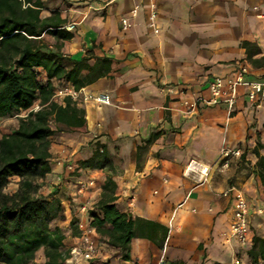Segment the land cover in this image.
Instances as JSON below:
<instances>
[{"label":"crops","instance_id":"obj_1","mask_svg":"<svg viewBox=\"0 0 264 264\" xmlns=\"http://www.w3.org/2000/svg\"><path fill=\"white\" fill-rule=\"evenodd\" d=\"M42 1L44 18L57 11L72 27L65 55L112 61L108 77L83 89L108 96L110 103H78L86 110L88 132L50 138L52 172L44 196L61 200L67 223L76 218L80 227L78 234L66 231L65 250L80 248L90 234L99 248L92 264L249 262L251 245H240L231 224L234 198L242 193L251 236L264 237V190L256 175V151L264 156V103H250L245 87L231 115L226 103L201 102L191 110L185 102L210 99L214 78L235 79L243 69L248 80L264 79V66L254 67L242 48L244 42L256 44L261 54L255 58L264 57V0ZM152 4L158 10L157 34L149 23ZM137 6L139 15L132 18ZM124 19L131 28H123ZM98 144L110 163L80 168ZM235 151L241 155L224 157ZM191 162L209 168L206 181L186 173ZM108 179L121 212L169 229L163 250L135 239L124 260L90 227L89 211ZM82 184L88 189L79 193Z\"/></svg>","mask_w":264,"mask_h":264},{"label":"trees","instance_id":"obj_2","mask_svg":"<svg viewBox=\"0 0 264 264\" xmlns=\"http://www.w3.org/2000/svg\"><path fill=\"white\" fill-rule=\"evenodd\" d=\"M42 0H0V121L31 110L18 118L19 125L0 139V264H33L44 251L45 264H63L71 253L65 250L68 229L78 234L79 221L73 218L67 229L55 222H67L61 200L39 195L35 182L52 172L50 138L59 133H87L86 110L71 98L53 101L55 91L73 85L84 89L112 72L109 58L74 60L62 51L63 43L74 38L67 20L55 11L42 16ZM50 36L54 44L47 41ZM242 48L254 67L264 66V57L256 44L244 42ZM53 125L56 128H53ZM256 175L264 190V156L258 151ZM107 151L98 144L91 158L80 161V168L103 169ZM15 179L19 189L5 190ZM113 181L108 179L94 208L89 211L90 227L101 240L116 249L124 260L130 259L135 239H147L161 250L169 229L153 221L134 218L116 206ZM70 227V228H69ZM252 264H264V238L254 236L248 252ZM170 264H185L176 261Z\"/></svg>","mask_w":264,"mask_h":264},{"label":"built area","instance_id":"obj_3","mask_svg":"<svg viewBox=\"0 0 264 264\" xmlns=\"http://www.w3.org/2000/svg\"><path fill=\"white\" fill-rule=\"evenodd\" d=\"M90 1H103L106 4L114 2V0H90ZM140 7L137 6L132 10V18H137L139 15ZM149 23L151 28L157 34L160 32L158 25V10L157 7L152 4L149 12ZM122 25L124 29H129L132 27V23L129 20H123ZM70 31L71 26H66ZM241 87L247 88V97L249 102L257 107L264 103V79L261 80H248L245 77V70L237 76L235 79H225V78H214L209 83V89L211 92L210 99L206 100L204 98H197L193 102L186 101L185 106L194 110L198 105L203 102L208 106H219L222 103H226L229 109L230 115L237 103V97L239 89ZM65 98H71L77 104L81 101H95L101 104H109L110 99L106 95L93 96L84 92L83 89L76 90L73 85H68L59 88L55 91L53 96V101L60 103ZM41 109L40 105H35L31 110L16 114L15 118L27 117L31 112H37ZM240 156V151L235 152H224V157L229 156ZM229 161L226 160L225 165L228 166ZM187 174H193L198 176L201 182L206 181L209 174V168H205L196 162H191L186 170ZM88 189L87 184H82L79 186V193H83ZM233 191V189L231 190ZM230 191V192H231ZM229 192L225 193L227 196ZM232 235L238 240L241 246H248L252 244L251 236V222L249 216V206L246 197L242 193H238L234 198V213L233 220L231 224ZM98 243L94 240L90 234H86L83 240V248L75 249L71 252L70 258H68L63 264H92L98 255ZM234 264H252L243 261L241 258H236Z\"/></svg>","mask_w":264,"mask_h":264},{"label":"rangeland","instance_id":"obj_4","mask_svg":"<svg viewBox=\"0 0 264 264\" xmlns=\"http://www.w3.org/2000/svg\"><path fill=\"white\" fill-rule=\"evenodd\" d=\"M47 41L50 44H54V39L52 37H47ZM18 125H19L18 118H15V117H10V118L1 120L0 121V136H1V138H2L3 135L11 134L13 131H15L17 129ZM19 183H20V180L19 179H15L12 183H10L8 185V187L6 188L5 192L9 193V194H13L14 191H15L14 189H16V188L18 189L19 188ZM35 185L38 187L37 193L39 195L44 196L45 193L47 194V187L48 186H47L46 178L37 180L35 182ZM57 192H59V190ZM67 201H69V200H67ZM263 220L264 219H262V221ZM55 224L56 225L58 224L63 229H67L68 228L67 227V222L63 223L61 221H57V222L54 223V225ZM78 228L80 229L79 226H78ZM256 228H257V226H256ZM75 231H76V229L72 230L71 233H74ZM260 237H262V235ZM80 248H83V243L81 244ZM245 259H247L246 256H245ZM33 264H45V256H44V251L43 250H40L36 254V258H35V261L33 262Z\"/></svg>","mask_w":264,"mask_h":264}]
</instances>
